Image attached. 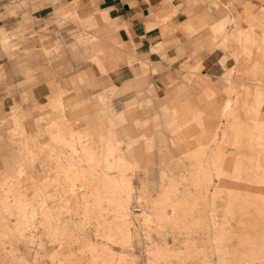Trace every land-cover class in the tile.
<instances>
[{"label":"rangeland","instance_id":"1","mask_svg":"<svg viewBox=\"0 0 264 264\" xmlns=\"http://www.w3.org/2000/svg\"><path fill=\"white\" fill-rule=\"evenodd\" d=\"M192 5L116 86L86 14L80 67L0 108V264H264V0Z\"/></svg>","mask_w":264,"mask_h":264},{"label":"crops","instance_id":"2","mask_svg":"<svg viewBox=\"0 0 264 264\" xmlns=\"http://www.w3.org/2000/svg\"><path fill=\"white\" fill-rule=\"evenodd\" d=\"M192 1L0 0V108L17 103L22 106L24 96L30 106L43 101L50 91L48 78L58 79L59 68H69V64L73 69L76 64L80 67L78 61L83 58V47L79 43L84 37L86 14L93 12L97 33L100 35L103 31L105 37L108 35L105 41L110 42L111 35L116 37L118 32L126 45L124 63L117 66L115 55L114 66L110 64L113 68L109 76L116 86L137 75L140 62L148 61L152 40L161 34L160 28L164 25L161 22L172 27L175 24L197 27ZM212 22L210 19L211 25ZM182 34L181 31L174 33L178 37ZM184 42L192 43V35H185ZM70 44L78 46L72 51ZM74 58L78 63L72 61ZM223 77L228 78L225 74ZM201 83L205 91L212 88L211 84ZM165 91L169 96V88ZM190 94L192 96V92ZM230 98L228 95L225 101L228 103ZM209 105V101L201 99L197 106L203 109ZM180 110L183 112V107ZM203 123L210 132L217 129L218 124L229 123V119L222 123L210 111Z\"/></svg>","mask_w":264,"mask_h":264}]
</instances>
